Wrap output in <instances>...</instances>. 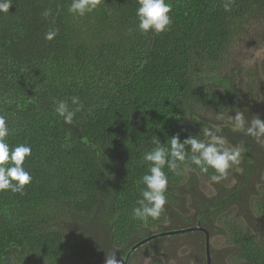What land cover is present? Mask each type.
Wrapping results in <instances>:
<instances>
[{"label": "trees", "instance_id": "16d2710c", "mask_svg": "<svg viewBox=\"0 0 264 264\" xmlns=\"http://www.w3.org/2000/svg\"><path fill=\"white\" fill-rule=\"evenodd\" d=\"M166 2L172 23L159 34L138 29L137 0H103L84 16L69 12L72 0H13L0 13V114L9 145L32 148L23 193L0 191V264H104L114 250L123 264L129 252L126 264H177L186 253L206 264L199 229L131 250L152 232L197 224L226 236L233 262L264 264V138L229 119L264 120V59L234 61L245 36L264 38V0ZM73 96L82 107L66 124L56 101L71 110ZM205 127L245 149L240 163L219 183L211 168L165 167L164 211L135 218L153 140L207 139Z\"/></svg>", "mask_w": 264, "mask_h": 264}, {"label": "clouds", "instance_id": "9594fccd", "mask_svg": "<svg viewBox=\"0 0 264 264\" xmlns=\"http://www.w3.org/2000/svg\"><path fill=\"white\" fill-rule=\"evenodd\" d=\"M103 0H72L69 5V12L84 16L92 12ZM138 7L136 16L138 29L142 33L150 30L156 34L166 31L172 23L171 5L166 0H137ZM13 5V0H0V13H8ZM225 11H229V4L225 3ZM49 13L46 11L45 15ZM57 35L56 30H50L45 38L53 39ZM71 103L77 107L69 109L66 101H56V113L63 117L66 124H71L75 113L80 110L82 104L79 97H71ZM222 113L217 114L221 119ZM229 119L235 123L236 130L243 131L260 142L264 138V120L259 115H254L250 121H246L242 112L230 115ZM220 128L203 129V135L207 139H201L196 134L188 135L183 140L179 134L172 135L170 140L162 143L160 139H154L153 147L143 155L144 161L148 164V170L142 177L145 185L141 189L140 197L132 209L135 218L146 219L151 217L157 219L164 211L167 203L165 192L168 186V176L165 167L176 175H181L183 169L181 164L188 162L199 168L201 173L207 174L209 168L214 169L215 174L210 176L211 181L219 183L229 175V169L240 163L241 153L245 151L242 146L226 147L225 138L218 133ZM10 134L7 118L0 114V191H11L23 193L24 187L32 180L31 174L24 168L25 158L32 153L31 145L20 143L10 146L7 137ZM104 264H123L121 258L117 259L116 252L111 251L105 254Z\"/></svg>", "mask_w": 264, "mask_h": 264}, {"label": "rangeland", "instance_id": "374dc122", "mask_svg": "<svg viewBox=\"0 0 264 264\" xmlns=\"http://www.w3.org/2000/svg\"><path fill=\"white\" fill-rule=\"evenodd\" d=\"M245 40L243 41V46L239 53L235 55L234 61L238 64L243 65H252L253 63H259L262 59H264V38H255L254 35L250 33L249 36H245ZM249 39V41H246ZM201 184L205 185V190L207 194L212 193V190L209 188V183L200 180ZM210 244L213 252L211 253V264H237L233 262V259L228 255L229 245L226 243V236L215 234L210 238ZM182 248H180L181 252ZM179 252V253H180ZM182 255V254H180ZM187 257H180L177 264H189V260L192 261V255L190 253H186ZM147 258H145L142 262L140 259H136L133 264H145Z\"/></svg>", "mask_w": 264, "mask_h": 264}, {"label": "water", "instance_id": "95a60500", "mask_svg": "<svg viewBox=\"0 0 264 264\" xmlns=\"http://www.w3.org/2000/svg\"><path fill=\"white\" fill-rule=\"evenodd\" d=\"M194 229H199V230H202V231L205 232L206 264H210V249H209L210 236L208 234V231L205 228L200 227V226L186 227V228H182V229H172V230H167V231H162V232L149 234L148 236L142 238L137 243H135L131 247V250H134L137 246L143 244L144 242H146V241H148V240H150L152 238L163 236V235H171V234L183 233L184 231H191V230H194ZM129 253L127 254V256L125 258V263L124 264H126V262H127V258H128Z\"/></svg>", "mask_w": 264, "mask_h": 264}, {"label": "flooded vegetation", "instance_id": "af4514ba", "mask_svg": "<svg viewBox=\"0 0 264 264\" xmlns=\"http://www.w3.org/2000/svg\"><path fill=\"white\" fill-rule=\"evenodd\" d=\"M196 226H200V224H197ZM200 227H202V226H200ZM162 231H167V230H162ZM162 231H156V232H152V233H157V232H162ZM151 233V234H152ZM209 234V233H208ZM163 236H166V235H163ZM159 237H161V236H159ZM156 238V237H155ZM209 249H210V240H209ZM206 251V250H205ZM206 253V252H205ZM210 264H211V254H210Z\"/></svg>", "mask_w": 264, "mask_h": 264}]
</instances>
